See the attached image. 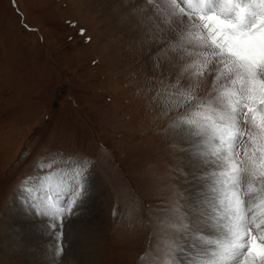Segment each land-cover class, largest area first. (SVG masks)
<instances>
[{
    "label": "rangeland",
    "instance_id": "obj_1",
    "mask_svg": "<svg viewBox=\"0 0 264 264\" xmlns=\"http://www.w3.org/2000/svg\"><path fill=\"white\" fill-rule=\"evenodd\" d=\"M156 7L148 0H0V264H156L163 241L191 240L171 227L181 213L204 225L200 174L211 163L192 154L186 129L171 126L196 101L167 110V93L177 88L158 56L167 50L168 62L194 59L171 46L180 28L165 24ZM132 22L147 34L138 36ZM70 156L89 162L90 191L63 221L57 257L49 222L26 214L21 184L50 171L39 165ZM36 219V230H45L29 237L18 221Z\"/></svg>",
    "mask_w": 264,
    "mask_h": 264
},
{
    "label": "snow or ice",
    "instance_id": "obj_2",
    "mask_svg": "<svg viewBox=\"0 0 264 264\" xmlns=\"http://www.w3.org/2000/svg\"><path fill=\"white\" fill-rule=\"evenodd\" d=\"M148 2L159 5L156 12L165 24L180 26L179 40L171 46L195 56L185 70L213 76L212 90L203 98L198 85L169 91L167 110L196 101L171 126L186 129L192 154L216 166L201 177L205 185L199 192L205 197L200 222L208 232L181 213L179 226L171 227L191 233V240L163 241L156 264H264V0ZM38 167L50 171L22 182L26 214L49 219L59 257L63 221L76 215L89 195L90 164L70 156Z\"/></svg>",
    "mask_w": 264,
    "mask_h": 264
},
{
    "label": "bare ground",
    "instance_id": "obj_3",
    "mask_svg": "<svg viewBox=\"0 0 264 264\" xmlns=\"http://www.w3.org/2000/svg\"><path fill=\"white\" fill-rule=\"evenodd\" d=\"M114 3V2H113ZM123 4V3H122ZM131 6V5H130ZM130 6H128V8L126 9V6L123 8L124 10H129V9H132V8H130ZM117 7V6H116ZM114 8V7H113ZM157 8V7H156ZM116 9V8H115ZM122 9V10H123ZM134 10V9H133ZM114 11V10H113ZM131 12H133V11H131ZM115 14H116V12H114ZM131 14V13H130ZM149 14V13H148ZM127 16V15H126ZM144 16V15H143ZM132 17V16H131ZM130 17V18H131ZM159 17H160V15H159ZM124 18V17H123ZM161 18V17H160ZM141 19H142V17H141ZM126 21V20H125ZM139 21V20H138ZM141 21V20H140ZM158 21V20H157ZM146 23V22H145ZM144 23V24H145ZM149 23V22H148ZM175 23L173 22V25H174ZM139 25V24H138ZM132 26H133V28L135 29V31L137 30V29H139V31H138V36L139 35H141V34H143V32H145L146 33V29H145V31H144V29L141 27V26H137L136 25V23H133L132 22ZM175 26H177V27H179L180 28V26L177 24H175ZM162 29V28H161ZM167 29V28H166ZM176 29V28H175ZM167 32V31H166ZM147 34V33H146ZM163 34V33H162ZM166 35V34H165ZM137 36V37H138ZM148 37V36H147ZM146 38V37H145ZM148 38H150V37H148ZM148 38H147V40H148ZM163 38V37H162ZM165 38V37H164ZM163 38V39H164ZM166 39V38H165ZM164 39V40H165ZM137 40H139V39H137ZM152 39H150L149 41H151ZM164 40H162V41H164ZM143 41V40H142ZM145 42H146V40H145ZM148 42V41H147ZM148 43H146V45H147ZM153 45V44H152ZM154 46V45H153ZM158 47H160V46H158ZM154 48H155V46H154ZM164 48V47H163ZM162 48V49H163ZM167 48V47H166ZM147 49L148 50H150L151 49V47H149V46H147ZM156 49H158V48H156ZM161 51V50H160ZM167 51V50H166ZM166 51H165V53H162L163 55H159L158 56V58H160V61H162V64H163V66H164V70H165V72H167L168 73V76H171L172 75V81H173V83L175 84V86H176V88H177V90L179 89V90H183V91H185L186 90V88L189 86H193V85H198V88H196V91H197V93H198V96L199 97H201V98H203V97H205L207 94H209L210 92H211V90H212V85H211V83H210V79H211V77H212V75H210V74H206L204 77H195V76H193V74H192V70L191 69H187V70H185V65L187 64V63H190V62H185L184 63V61H186L185 60V58L184 57H186V56H183V55H185V54H183L182 55V57H178V59H176V57H175V55L174 54H172V55H174V59H173V56L171 55L170 57H172V59H173V61L171 62H168L169 60H168V58H167V53H166ZM168 52V51H167ZM168 54L170 55L171 53L170 52H168ZM155 55H157V54H155ZM168 55V56H169ZM188 56V55H187ZM193 56V59L195 60V56L194 55H192ZM163 57V58H162ZM189 57V56H188ZM190 58H192L191 56H190ZM170 59V58H169ZM171 60V59H170ZM191 61V60H190ZM223 83V81H219V82H217V87H219V85L220 84H222ZM178 86V87H177ZM188 90V89H187ZM213 95H215V93H212ZM242 120H243V118H242V116H241V118H240V122H242ZM189 157V156H188ZM211 166H209L208 168H207V165H205V169H206V171L205 172H200L201 174L200 175H204V173H207V172H211L212 170H213V168H215L216 166L215 165H213V164H210ZM204 166V165H203ZM193 167V166H192ZM200 178V177H199ZM199 180V179H198ZM200 181H202V180H200ZM202 184V186H201V189L200 190H202L203 188H204V185L205 184H203V183H201ZM196 188V187H195ZM200 188V187H199ZM197 195V194H196ZM198 196V195H197ZM199 197V196H198ZM196 198V197H195ZM203 198V197H202ZM202 198H199V200H201L202 201V203H203V200L205 199H202ZM194 200V199H193ZM196 201V200H195ZM200 201V202H201ZM197 202V201H196ZM195 202V203H196ZM199 202V203H200ZM194 204V203H193ZM195 205V204H194ZM197 205V204H196ZM200 205V204H199ZM201 206L204 208L205 207V205L204 204H201ZM197 207H199V206H197ZM201 207V208H202ZM196 215H198V214H196ZM191 217V219H193V217H194V214L193 215H191L190 216ZM194 218H198V217H194ZM202 218V217H201ZM200 218V219H201ZM27 219V218H26ZM32 219V218H31ZM44 220L46 221V222H49L50 223V221H49V219L47 218V217H45L44 218ZM43 220V221H44ZM33 221V220H32ZM38 221H40L39 219H36V220H34V222L32 223H28L29 222V220L27 221L26 220V222L24 223L22 220L21 221H18V224L19 225H22V227L24 228V227H26L27 228V226H29L28 227V233H29V237L31 236V235H35L36 237H37V234L35 233V232H40V230H42L41 231V233H40V236L43 234V231L45 230V228H42V229H40L39 231L38 230H36V227H37V222ZM196 221V220H195ZM45 223V222H44ZM196 223V222H195ZM194 225V224H193ZM70 226V225H69ZM199 225H194V227H196V228H199L200 229V231L201 232H203V233H207L208 232V229H207V227L205 226V225H203L202 227H198ZM30 227H31V229H30ZM41 227V226H40ZM44 227V226H43ZM69 228V227H68ZM71 229V228H70ZM70 229H69V232H70ZM35 230V231H34ZM68 230V229H67ZM190 235H191V233H190ZM43 238V237H42ZM46 244H44V243H42V242H40V243H38V246L40 247V249H42V251H45V249H46ZM44 247V248H43ZM42 253V252H41ZM45 258V257H44ZM44 263L45 262H47V261H45L44 259L42 260ZM42 261H41V264H42ZM84 261V260H83ZM40 262L39 261H36L35 262V264H39Z\"/></svg>",
    "mask_w": 264,
    "mask_h": 264
}]
</instances>
